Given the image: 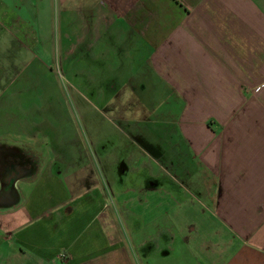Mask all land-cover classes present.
I'll return each instance as SVG.
<instances>
[{"label": "crops", "instance_id": "obj_1", "mask_svg": "<svg viewBox=\"0 0 264 264\" xmlns=\"http://www.w3.org/2000/svg\"><path fill=\"white\" fill-rule=\"evenodd\" d=\"M9 1L0 26L35 44ZM56 1L70 20L65 50L124 73L112 102L136 147L83 191L63 182L56 161L29 192L20 183L24 204L0 215L23 246L17 258L153 264L171 259L177 240L193 264H264V0Z\"/></svg>", "mask_w": 264, "mask_h": 264}, {"label": "rangeland", "instance_id": "obj_2", "mask_svg": "<svg viewBox=\"0 0 264 264\" xmlns=\"http://www.w3.org/2000/svg\"><path fill=\"white\" fill-rule=\"evenodd\" d=\"M25 1L26 6L13 0L9 4L17 16L34 27L38 41L26 46L15 38L11 27L0 26V57H8L5 68L10 76V81L4 80L0 86V137L8 135L45 147L47 163L56 161L61 165L63 182L83 191L92 179H106L108 164L118 160L119 166L120 151L136 147L137 138L119 119V104L112 102L121 94V81L115 76L124 73H110L105 66L92 64L94 60H89L87 54L71 55L65 50V33L70 29L65 6L56 0H43L39 7L33 0ZM74 8L69 9L70 16ZM102 85L112 89L114 97L105 96ZM177 107L174 105V109ZM30 185L21 184L27 192ZM14 238H7L6 229H0V264H27L24 258H17L23 246ZM175 245L171 259L159 255L153 264H193L184 245L177 240ZM131 247L135 250L133 244Z\"/></svg>", "mask_w": 264, "mask_h": 264}, {"label": "water", "instance_id": "obj_3", "mask_svg": "<svg viewBox=\"0 0 264 264\" xmlns=\"http://www.w3.org/2000/svg\"><path fill=\"white\" fill-rule=\"evenodd\" d=\"M48 159L47 149L10 136L0 137V214L13 212L25 202L20 183H34Z\"/></svg>", "mask_w": 264, "mask_h": 264}, {"label": "built area", "instance_id": "obj_4", "mask_svg": "<svg viewBox=\"0 0 264 264\" xmlns=\"http://www.w3.org/2000/svg\"><path fill=\"white\" fill-rule=\"evenodd\" d=\"M61 257H65V254H63Z\"/></svg>", "mask_w": 264, "mask_h": 264}]
</instances>
